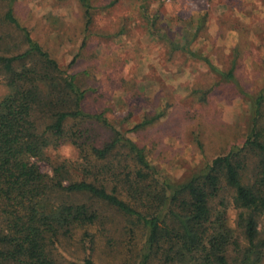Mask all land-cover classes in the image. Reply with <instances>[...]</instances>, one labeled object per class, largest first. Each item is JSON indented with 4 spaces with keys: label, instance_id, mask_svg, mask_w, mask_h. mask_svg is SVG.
I'll return each mask as SVG.
<instances>
[{
    "label": "rangeland",
    "instance_id": "374dc122",
    "mask_svg": "<svg viewBox=\"0 0 264 264\" xmlns=\"http://www.w3.org/2000/svg\"><path fill=\"white\" fill-rule=\"evenodd\" d=\"M90 4L88 24L78 0H12L10 5L20 26L86 90V113L103 112L143 149L160 176L174 181L186 180L245 140L250 104L264 87V0ZM8 6V0H0V53L5 55L26 47L20 29L2 20ZM10 91L0 75V99ZM75 125L69 122L67 133L54 138L36 161L43 173L52 175L53 168H59L67 176L76 167L80 158L69 135ZM92 125L86 120L77 123L92 128L96 144L110 138V130ZM254 165L255 161L249 163L245 181L254 174ZM231 194L229 189L220 192L212 206L223 199L226 223L243 247L246 240ZM63 200L87 204L97 218L50 244L57 261L81 264L90 256L95 264L137 262L144 242L138 224L87 195H64ZM263 223L262 216L260 226Z\"/></svg>",
    "mask_w": 264,
    "mask_h": 264
},
{
    "label": "trees",
    "instance_id": "16d2710c",
    "mask_svg": "<svg viewBox=\"0 0 264 264\" xmlns=\"http://www.w3.org/2000/svg\"><path fill=\"white\" fill-rule=\"evenodd\" d=\"M11 1L2 20L20 29L26 47L11 55L0 53V75L11 87L0 99V264H76L57 261L50 248L59 236L97 218L87 204L63 200L64 195L76 194L110 206L140 226L144 242L134 264H260L264 259V223L259 224L264 218V87L250 104L245 140L186 180L174 181L160 176L143 149L103 112L83 110L86 90L20 26ZM78 1L88 24L90 0ZM83 120L110 130V138L96 144L92 128L77 126ZM153 120L144 119L132 129ZM71 121L76 128L69 135L80 161L67 176L59 168H53L52 175L43 173L36 161L54 138L67 133ZM251 161H255L254 174L245 181ZM70 174L76 177L68 178ZM227 189L239 211L243 247L226 223L223 199L212 206ZM81 264L95 262L87 256Z\"/></svg>",
    "mask_w": 264,
    "mask_h": 264
}]
</instances>
